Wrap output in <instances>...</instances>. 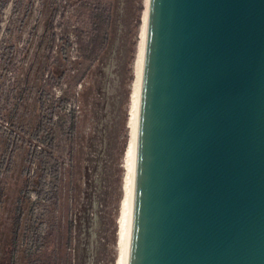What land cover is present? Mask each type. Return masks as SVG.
Here are the masks:
<instances>
[{
  "label": "water",
  "instance_id": "95a60500",
  "mask_svg": "<svg viewBox=\"0 0 264 264\" xmlns=\"http://www.w3.org/2000/svg\"><path fill=\"white\" fill-rule=\"evenodd\" d=\"M126 264H264V0H149Z\"/></svg>",
  "mask_w": 264,
  "mask_h": 264
},
{
  "label": "rangeland",
  "instance_id": "374dc122",
  "mask_svg": "<svg viewBox=\"0 0 264 264\" xmlns=\"http://www.w3.org/2000/svg\"><path fill=\"white\" fill-rule=\"evenodd\" d=\"M6 1L0 12V261L8 260L29 140L42 147L30 136L40 129L55 147L43 162V195L24 203L16 264H118L146 0ZM52 71L66 73L52 88L66 105L42 128L41 92Z\"/></svg>",
  "mask_w": 264,
  "mask_h": 264
},
{
  "label": "trees",
  "instance_id": "16d2710c",
  "mask_svg": "<svg viewBox=\"0 0 264 264\" xmlns=\"http://www.w3.org/2000/svg\"><path fill=\"white\" fill-rule=\"evenodd\" d=\"M7 1L6 0H0V12H2L6 6ZM51 27H54V19L50 21ZM57 40L56 33L53 34V42ZM62 44H61V56L66 59V50L68 46H70V36L68 33L64 34V36L61 37ZM66 78L65 71H52L50 72L47 77L45 78V83L43 84V89L41 92V98H40V110L43 114L42 120L44 122L42 123V128L46 125V123L51 122L55 111L58 108H62L66 105V100L62 98V96L57 95L56 92H53L52 88L54 87L53 84L60 85L64 82ZM54 99L52 101L51 105L47 104V101L50 99ZM41 128V129H42ZM44 131L37 130L36 132H33L31 134V139L36 138L40 140L42 143V147L38 148L36 145H33L31 140H29V151L28 155L25 160V165L23 168V175H24V187L21 190V195L18 198V204L16 206L18 216L16 217V226H14L13 230V236L10 241V250L8 254V260L7 256H5L3 261H0V264H16L15 256L19 252V249L17 248V241L19 237V227L21 223V216L24 213V203L29 202L32 198L33 194H36L37 197H41L45 190V169H43V162L45 160H51L53 158V149L55 147V141L52 137L46 136V134H43ZM127 136H125L124 145H123V153L125 152L127 148ZM39 162V163H38ZM39 164V165H38ZM34 165L39 166V170L42 171H34L33 167ZM3 196V191L0 190V201ZM26 205V204H25ZM32 220L34 219L35 215V208H32ZM36 221V220H35ZM42 226V223H40L38 229Z\"/></svg>",
  "mask_w": 264,
  "mask_h": 264
},
{
  "label": "bare ground",
  "instance_id": "6f19581e",
  "mask_svg": "<svg viewBox=\"0 0 264 264\" xmlns=\"http://www.w3.org/2000/svg\"><path fill=\"white\" fill-rule=\"evenodd\" d=\"M148 5H149V0H146V11L144 16L141 41L139 43V53L137 60V80H136L135 100H134L133 113L131 118L133 123V136L131 137L132 140L128 151L129 159L131 161V170L129 172L130 176L127 182L128 188H127L125 209L123 212V218L121 219V230H120L121 244H120V256H119L118 264H126V259H127L133 174H134V163H135L136 142H137L138 121H139L140 100H141L142 74H143V66H144L146 35H147Z\"/></svg>",
  "mask_w": 264,
  "mask_h": 264
}]
</instances>
